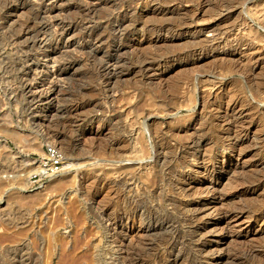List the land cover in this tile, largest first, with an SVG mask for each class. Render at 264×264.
<instances>
[{
	"label": "rangeland",
	"instance_id": "374dc122",
	"mask_svg": "<svg viewBox=\"0 0 264 264\" xmlns=\"http://www.w3.org/2000/svg\"><path fill=\"white\" fill-rule=\"evenodd\" d=\"M120 1L0 0V264H264V92L256 93L242 81L250 68L253 82L264 80V0H134L135 14L151 26L153 40L143 41L132 30L118 38L110 28L95 26L125 8ZM201 11L188 32H168ZM208 25L225 33L213 41L217 32L197 33ZM196 46V55H187ZM52 48L54 57L43 63L42 52ZM197 58L198 65L187 64ZM143 59L152 62V83H138L134 92L123 87L138 75L122 80L103 71L109 61H119L117 70L125 72ZM224 62L236 70L227 72ZM232 103L237 112L239 105L248 104L258 111L235 112L232 122L230 117L223 122ZM75 106L81 107L76 118L83 127L71 131L64 121L75 119L70 113ZM39 115L50 143L66 159L58 178L72 175L70 164L76 170L95 161L92 168L100 169L96 181L87 180L95 172L88 166L63 189L54 177L32 187L15 176L26 168L23 156L42 154L44 137L34 122ZM217 122L230 129L220 131ZM239 127L249 131L238 134ZM58 133L81 141L66 145L67 138ZM218 135H239L238 160L230 161L233 149L219 143ZM120 138L128 139L122 151L112 147ZM193 138L202 139L200 151L209 155L206 166L216 170L201 175L200 158L183 157L180 146L167 153L170 163L162 167L165 174L176 173L171 184L162 185L164 197L140 193L147 198L144 207L129 205L135 200L128 193L136 189L134 180L139 178L140 188L157 173L152 146L163 140L175 146ZM138 160L140 170L117 171L119 165ZM252 175L260 184L243 188ZM107 179L125 181L128 188L111 183L107 190L113 193L105 197ZM240 210L249 214L234 216ZM194 213L198 223L207 225L202 239L213 241L206 256L183 220ZM138 233L147 235L141 239Z\"/></svg>",
	"mask_w": 264,
	"mask_h": 264
},
{
	"label": "bare ground",
	"instance_id": "6f19581e",
	"mask_svg": "<svg viewBox=\"0 0 264 264\" xmlns=\"http://www.w3.org/2000/svg\"><path fill=\"white\" fill-rule=\"evenodd\" d=\"M137 1V0H136ZM158 0H146V3L145 4H149V3H152V2H157ZM164 1V0H163ZM173 1H176V0H170V2H173ZM181 1V0H180ZM32 2V1H31ZM61 2V1H60ZM109 2V1H108ZM115 2V1H114ZM122 2V4H124L125 5V8H123V9H121L120 11L118 10V12L116 13V15H114V16H112V17H108L107 18V16L105 17V19H101V21L98 23V24H96L95 26H100V27H102V28H105V27H108V28H110V30H112V32H113V34L116 36V37H122V36H124L125 34H128L131 30L132 31H135V32H137V33H139V37H140V41H143V40H153L152 38H151V36H150V34H149V30L151 29L150 27V25L149 24H146L144 21H143V19L141 18V17H138L136 14H135V12H136V7H135V5H136V3L137 2H134V0L133 1H131L130 2V0L129 1H127V2H124V0L122 1H120V3ZM124 2V3H123ZM80 3H81V1H80ZM109 3H113L112 1L111 2H109ZM174 3V2H173ZM177 3V2H176ZM90 4V3H89ZM92 4H93V2H92ZM116 4H118L119 5V3H114V6L116 7ZM43 5V4H42ZM91 6V5H90ZM144 7H146V5L144 6ZM225 7V6H224ZM89 8V7H88ZM104 8V7H103ZM49 9V8H48ZM115 9V8H114ZM119 9V8H118ZM80 10V9H79ZM93 10V9H92ZM229 11V10H228ZM155 12H156V10H155ZM176 12V11H175ZM157 13H160V11H157ZM44 14V13H43ZM85 14V13H84ZM163 14V13H162ZM52 15V14H51ZM39 16V15H38ZM47 16V15H46ZM110 16V15H109ZM202 16V11L201 12H199V13H197V14H194V15H192L189 19H188V21L185 23V24H183V26L182 27H179V28H174V29H170L168 32H171V33H173V32H181V33H186V32H188L189 31V29L191 28V25L196 21V19H197V17H201ZM55 17V16H54ZM57 17V16H56ZM44 18V17H43ZM227 18V17H226ZM221 19V18H220ZM85 20V19H84ZM100 20V19H99ZM184 20V19H183ZM183 20H181V21H183ZM185 20H187V19H185ZM197 22V21H196ZM37 24V23H36ZM84 24V23H83ZM29 25V24H28ZM27 25V26H28ZM90 27H92V26H90ZM30 28V27H29ZM28 28V29H29ZM93 28V27H92ZM217 28V27H216ZM91 30V29H90ZM164 30V29H163ZM191 30V29H190ZM193 30V29H192ZM24 31H25V29H24ZM103 31V30H102ZM161 31V30H160ZM27 32V31H26ZM38 32V31H37ZM203 32H217L216 33V35H214L213 37H212V39H210V40H216L217 39V36H220L221 34H224L225 32L222 30V31H220V29L219 30H217V29H215L214 28V26L212 25V26H210V25H208V26H204V27H202V28H200V29H198V31H197V33L198 34H200V33H203ZM131 33V32H130ZM25 35V34H24ZM131 35H134V33L133 34H131ZM26 36V35H25ZM33 36V35H32ZM100 38H102V37H100ZM150 38V39H149ZM101 40V39H100ZM12 41H14V40H12ZM42 39H39V44H42ZM241 41V40H240ZM27 42V41H26ZM151 42V41H150ZM65 44V43H64ZM99 44V43H98ZM95 45H97V44H95ZM195 45V44H194ZM197 47L198 46H196L195 48H190V50L187 52V55H191V56H195L196 55V53L198 52V50H197ZM74 48V47H73ZM99 49V48H98ZM199 49V48H198ZM64 50V49H63ZM83 52V51H82ZM56 53V49L55 48H52L51 50L49 49V51H47V50H45V51H43L42 52V57H43V59L44 60H42V61H44L43 63H47V62H49L50 61V57H52L54 54ZM88 53V52H87ZM224 56H226L227 55V52H225V51H222L221 52ZM54 57V56H53ZM223 59V58H222ZM52 60V59H51ZM200 60H198V58L196 59V62L195 61H193L192 60V62L190 61V62H188L187 61V64H192V63H197V62H199ZM232 62V61H231ZM222 63V62H221ZM225 63V62H224ZM197 65H198V63H197ZM118 66H119V61H109V63L104 67V72L105 73H107V75L109 74V75H112V74H115L114 75V77L115 78H118L119 77V75H120V79L123 77V76H128V75H133V76H135V75H138L139 77H138V79H136L135 81H133V83L131 82H128V83H130V84H127L125 81H126V79L124 80V82H125V85H124V87L123 88H128V90H130V92H134V91H136L139 87H138V83H145V81L148 79L149 80V75H148V71H150V68H151V66H152V62H150V61H145L144 59H143V61L142 62H140L138 65H133L132 66V68L131 69H125L126 71L125 72H122V71H124V70H121V71H118L117 69H118ZM235 66V65H234ZM224 68H225V70L227 71V72H233V71H235L236 69H234V67L232 66V64L230 63H225V65H224ZM123 69V68H122ZM259 69V68H258ZM257 70V69H256ZM262 70V69H261ZM224 71V70H223ZM246 71H248V72H245V70H244V72H242V73H244V75H245V80H242L243 81V83H245V86H246V88H249V89H254L255 91H256V93H263L264 92V80L262 81V80H260V82H253V78H255V76H254V74H253V72H251L252 70H251V68L249 69V70H246ZM254 71V70H253ZM241 73V72H240ZM255 75H257V74H255ZM132 76V77H133ZM137 77V76H136ZM135 77V78H136ZM251 77H252V79H251ZM125 78V77H124ZM124 78H122V80L124 79ZM129 78V77H128ZM134 78V77H133ZM119 79V78H118ZM130 79V78H129ZM197 82H198V84L199 83H202V77H201V75H197ZM258 79V78H257ZM113 80V79H112ZM117 81V80H116ZM119 81V80H118ZM117 81V82H118ZM128 81V80H127ZM131 81V80H130ZM241 81V80H240ZM255 81V80H254ZM147 82V81H146ZM151 82V79L149 80V83ZM152 83V82H151ZM116 84V83H115ZM138 84V85H137ZM117 85V84H116ZM243 85V84H242ZM119 88V87H118ZM129 93V92H128ZM245 93V92H244ZM243 95V91H240V94L239 95ZM132 95H134V94H132ZM237 95V94H236ZM145 97V96H144ZM199 97H200V95H199ZM200 99V98H199ZM112 100V99H111ZM204 101V100H203ZM201 104V103H200ZM199 104V105H200ZM243 104V103H242ZM245 104V103H244ZM202 105V104H201ZM247 105V104H246ZM239 111L237 112V108H238V105H236V103H232V105L229 107V111L228 112H226V114H229V116H228V120H226V119H223V122H228V121H230V119H229V117L231 118V122H232V120L233 119H235V117H236V114L237 115H241V114H243L244 112H250L251 110H255V109H257V107L255 106V105H252V104H248L247 106H244V105H239ZM107 109V108H106ZM81 110V107L80 106H75V108L73 107V109L70 111V113H71V115H73V117H75V119L74 120H70V121H64V126H66V127H69L70 128V130L71 131H76V130H78V129H80V128H82L83 127V124L79 121V120H77V118L76 117H78V114H79V111ZM257 111H258V109H257ZM83 112V111H82ZM235 112H237L236 114H235ZM252 112V111H251ZM109 113V112H108ZM147 114V113H146ZM70 115V114H69ZM149 115H151V114H149ZM148 115V116H149ZM213 117V116H212ZM154 118V117H153ZM151 117H147L146 118V121L147 122H150L151 121ZM171 119V118H170ZM35 121L34 122H36L35 123V128H37V130H38V133L40 134V136H43L42 138L44 139V142L45 143H50V139L49 138H47V136H49L43 129H42V123L44 122V119H43V115H39V116H36V118L34 119ZM223 122H221V124H218V122H217V124L215 123V126L217 125V127H220V131H224V130H229L228 128L226 129V127H225V129H223L222 128V124H223ZM146 123V122H145ZM61 124H62V122H61ZM66 124V125H65ZM68 124V125H67ZM232 124V123H231ZM237 124V122H233V124L232 125H236ZM238 124H239V122H238ZM224 125V124H223ZM63 126V127H64ZM149 126H150V124H149ZM149 126H147L148 128H150ZM65 127V128H66ZM213 127V126H212ZM68 128V129H69ZM236 128V127H235ZM234 128V129H235ZM62 129V128H61ZM64 129V128H63ZM67 129V128H66ZM65 129V130H66ZM123 129V128H122ZM249 131V128L248 127H242L241 129H240V127H239V131H238V134L239 133H243V134H246L247 132ZM6 132V134L7 135H10L11 137H17L18 136V133L16 132V131H9V130H6L5 131ZM236 132V131H235ZM127 133V132H126ZM60 134V135H59ZM65 134V133H64ZM64 134H61V133H58V135L59 136H61V137H63V138H67V136L66 135H64ZM242 134V135H243ZM76 135V134H75ZM112 136V135H111ZM234 137H231V135H224V136H222V135H218V137H217V140L219 141V143H222V144H224V143H228L227 145H229V146H231L232 147V149L233 150H231L232 151V155L230 156V161H232V160H238V158H239V156H240V151L239 150H237L238 148H239V145L242 143V141L243 140H241L240 139V137H238L239 135H233ZM244 136V135H243ZM63 138H61V139H63ZM75 138H78L77 137V135L75 136V137H73V138H67V139H63V143H66V145H67V143L68 144H73V143H76V142H79V141H81L80 139H75ZM117 139V138H116ZM161 140H163V139H161ZM207 141V140H206ZM208 141H210V140H208ZM217 141V142H218ZM126 142H128V139H126V138H120L119 140H113V145H112V147H114V146H117V147H119V148H121V151H122V145L121 144H125ZM203 141H202V139L201 138H196V139H191V140H188V142H185L184 144H177V145H175V146H172V145H169L166 141L164 142V140L161 142V143H155L154 144V146H152V149H151V153H153V155H154V157L152 158V160L154 161V163L153 164H158V166L156 165V167H158L157 168V173H155L151 178H149L148 180H147V185L145 186V184L142 182V184H141V187L139 188V187H137V184L140 182V180H139V178H134L135 180H134V185H136V189L135 188H133V189H128V193H131L132 195L134 194V196L132 197V198H134L135 200H131L130 201V204L129 205H131L134 209H138V210H141L144 206V204L146 203V200H145V198L146 197H144V198H140L139 197V194L141 193V194H148L147 196L148 197H150V195H156V194H161L160 195V197L161 198H163L164 197V195L162 196V193H161V190H163V189H161L162 188V185L164 186V184H167V186H168V184L170 183H172L173 181V178H174V176H175V174H173L172 173V170H171V173L169 172L168 174H165L164 172H165V170L162 168L163 166L165 167V166H168V165H166V162H168V160L166 159L167 157H166V155H167V153H175V151H176V148L178 149V147H180V149L181 148H183V151H182V156L183 157H197V158H200V160H201V175H207V174H211V173H213L215 170H216V168L215 167H212V168H209V167H207L206 166V162L208 161L207 159L209 158V155L208 154H206V152H201L200 150H201V147H202V143ZM1 145H3V143L1 144ZM3 147V146H2ZM242 147V146H241ZM125 148V147H124ZM67 150H69V149H67ZM125 150V149H124ZM243 150V149H242ZM149 151V150H148ZM156 151H158L157 153H156ZM237 151H239V153L237 152ZM242 152H244V151H242ZM41 153V152H40ZM121 153V152H120ZM42 154H43V152H42ZM41 154V155H42ZM180 154V153H179ZM173 157V156H172ZM174 158H175V156H174ZM262 158V157H261ZM64 159H65V156H64ZM179 159V158H178ZM184 159V158H183ZM127 160V159H126ZM181 160V159H180ZM261 160V159H260ZM65 161H66V159H65ZM183 161V160H182ZM261 162V161H260ZM133 163H134V161H133ZM127 164V165H119L117 168V171H123V173H124V171H129V170H132V169H137V168H139V170L142 168V166H143V164H142V161L141 160H138L137 161V163H134L135 164V166H134V164ZM160 163L162 164V166L160 165ZM168 163H170V160H169V162ZM179 163H181V162H179ZM176 164H177V162H176ZM93 165H95V161H91V162H89V163H86V164H83V165H81V166H79V167H77L76 168V170L74 169V170H70L71 168L70 167H73L71 164H70V166H68L69 167V170H67V172L69 171V173L70 174H72L71 176L70 175H64V176H61V178H58V175H56V176H54V178H53V181H54V179H56L55 180V183H57V187L58 188H60V189H63L65 186H67L68 184H70V183H73V182H75V181H78V180H76V178H77V176H78V174H81L80 172H79V170H82V168H84V167H86V166H88V167H90V169H92L93 171H95V172H92V173H94V174H91L90 176H88V178H87V180L88 179H90L92 182L93 181H96V179L98 178V175H97V173H98V170H100V169H94V168H92V167H94ZM160 165V166H159ZM180 165H182V163L180 164ZM261 165V164H260ZM176 166V165H175ZM183 168H184V166H182ZM179 168V167H178ZM88 169V168H87ZM166 169V168H165ZM169 169H171V168H169ZM182 169V168H181ZM65 170V169H64ZM63 170V171H64ZM91 170V171H92ZM144 170V169H143ZM66 172V173H67ZM102 172V171H101ZM110 173V171L108 170L107 171V174H109ZM106 174V175H107ZM122 174V173H121ZM88 175H89V173H88ZM141 175V174H140ZM127 176V175H126ZM250 176V175H249ZM253 176L254 175H252L250 178H248L247 180H245L246 179V177H245V183L244 182H241L243 185H244V187L243 188H253V186L254 185H256V187L260 184V179L258 178V176L255 178H253ZM13 177V176H12ZM148 177V176H147ZM14 178H16V177H14ZM51 178V179H52ZM181 178V177H180ZM192 179V178H191ZM12 180V179H11ZM107 183H105V185L102 187V189H103V192H105V197H110V195L113 193L112 191H109V190H107L108 189V187H109V184H111V183H114V184H116L117 186H119V187H121V188H123V186L122 185H124V182L125 181H123V183H116V182H114L112 179H107ZM120 181V180H119ZM122 181V180H121ZM129 181V180H128ZM185 180L183 179L182 180V182H184ZM243 181V180H242ZM130 182V181H129ZM129 182H127V183H129ZM255 182H257V183H255ZM131 183V182H130ZM129 183V184H130ZM5 186V185H4ZM124 186H126V183H125V185ZM166 186V185H165ZM3 186H0V188H2ZM127 187V186H126ZM131 187V186H130ZM134 187V186H133ZM242 187V186H241ZM4 188V187H3ZM110 188V187H109ZM128 188V187H127ZM132 188V187H131ZM179 188V187H178ZM12 189V188H11ZM14 189V188H13ZM16 189V188H15ZM14 189V190H15ZM18 189V188H17ZM119 189V188H118ZM135 189V190H134ZM107 190V191H106ZM9 191H10V189H9ZM111 192V193H110ZM140 194V195H141ZM131 196V195H130ZM159 197V196H158ZM157 197V198H158ZM147 199V198H146ZM153 199V198H152ZM127 200V199H126ZM158 200V199H157ZM162 200H166V198H164V199H162ZM144 201H145V203H144ZM148 201H150V200H148ZM169 202V201H168ZM175 202V201H174ZM153 203V202H152ZM159 204V203H158ZM151 206V205H150ZM146 207V206H145ZM152 207H154V206H152ZM179 207V206H178ZM71 208V207H70ZM200 208H196L195 210L196 211H198ZM156 210V209H155ZM159 210V209H158ZM245 213H247V214H249V212H246V211H242V210H240L239 212H234V216H243ZM131 214V213H130ZM176 214V213H175ZM263 214V213H262ZM165 215V214H164ZM157 216V215H156ZM264 216V215H263ZM133 217V216H132ZM150 217V216H149ZM197 215L194 213V214H192L191 216H184L183 217V220L188 224V226L190 225V227L188 228L189 230H188V235L193 239V236L192 235H194L195 237L194 238H197L199 241H200V246H201V252L204 254L205 253V256H206V254H208L209 255V253H211V250H212V247H213V241H208V240H203L202 239V236H203V234H205L206 232V230H207V225L206 224H202V223H198L197 222ZM200 218V217H199ZM263 218V217H262ZM158 221V220H157ZM165 221V220H164ZM163 222V221H162ZM197 222V223H196ZM141 225V224H140ZM159 225V224H158ZM122 226V225H121ZM183 226V225H182ZM3 227V226H2ZM114 227V226H113ZM148 229L150 228V226H148L147 227ZM153 228V227H152ZM167 228V227H166ZM6 229V228H5ZM110 229V228H109ZM154 229V228H153ZM153 229H149V231H151V230H153ZM168 229V228H167ZM123 230V229H122ZM131 230V229H130ZM146 230V229H145ZM4 231V230H3ZM110 231H112V229L110 230ZM119 231H121V230H119ZM202 231H203V233H202ZM113 234L115 235L116 234V231H115V229L113 228ZM155 232V231H154ZM123 233V232H122ZM126 233V232H125ZM165 233V232H164ZM2 234V233H1ZM5 234V233H4ZM111 234V233H110ZM135 234V233H134ZM139 234V233H138ZM144 234V233H143ZM142 233H141V235L139 234V238L141 237V236H144ZM149 234H151V233H149ZM112 235V234H111ZM119 235V234H118ZM147 235V234H146ZM146 235H145V237H146ZM187 235V234H186ZM128 236V235H127ZM127 236H124V237H127ZM148 236H150V235H148ZM112 237H114V236H112ZM137 237V236H136ZM151 237V236H150ZM114 239V238H113ZM123 239V238H122ZM141 239H142V237H141ZM196 239V240H197ZM130 240H131V238H130ZM194 240V239H193ZM139 241V240H138ZM139 243V242H138ZM190 243V242H189ZM199 243V242H198ZM127 244V243H126ZM129 244V243H128ZM120 246V245H119ZM193 249V248H192ZM122 250V249H121ZM252 250V249H251ZM251 250H249V252L251 251ZM195 252V251H194ZM253 252V251H252ZM259 253V252H258ZM258 253L256 254V255H258ZM262 253V252H261ZM253 256V253H250V256ZM251 256V257H252ZM255 256V255H254ZM263 255H261V257H262ZM256 257V256H255ZM259 257H260V254H259ZM246 258V257H245ZM263 258V257H262ZM251 259V258H250ZM254 259V258H253ZM257 259H260V258H258V256H257ZM196 260V259H195ZM262 260V259H261ZM186 262V261H185ZM263 263V262H262ZM215 264H220V262L219 261H217Z\"/></svg>",
	"mask_w": 264,
	"mask_h": 264
},
{
	"label": "built area",
	"instance_id": "2783aa9c",
	"mask_svg": "<svg viewBox=\"0 0 264 264\" xmlns=\"http://www.w3.org/2000/svg\"><path fill=\"white\" fill-rule=\"evenodd\" d=\"M42 152V155L23 156L21 162L26 168L15 175L18 178H24L29 181L32 187H37L50 180L66 167L64 154L56 145L45 143ZM7 177L9 179L13 178L12 175H7Z\"/></svg>",
	"mask_w": 264,
	"mask_h": 264
}]
</instances>
